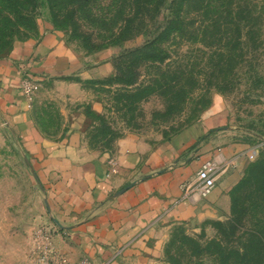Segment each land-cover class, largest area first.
I'll list each match as a JSON object with an SVG mask.
<instances>
[{"label": "rangeland", "instance_id": "1", "mask_svg": "<svg viewBox=\"0 0 264 264\" xmlns=\"http://www.w3.org/2000/svg\"><path fill=\"white\" fill-rule=\"evenodd\" d=\"M168 1L34 0L29 20L13 13L7 22L1 17L5 12H0V55L6 51V41L36 36L38 27L59 31L74 52L104 54L110 74L71 77L81 81L90 100L82 104L85 120L80 127L89 148L107 150L126 132L146 141L166 139L215 101L227 129L217 142L240 144L248 151L254 148L256 154L248 163L264 160V0H176L166 9ZM205 3L208 6L202 10ZM207 15L217 23L208 30L204 46L201 23ZM175 16L182 21L181 30L161 35L149 51V60L135 59L131 50ZM117 78L121 82H114ZM129 79L133 83L124 84ZM148 83L154 90L139 101L120 97ZM91 101L99 111L91 109ZM31 102L40 131L48 137L59 134L63 129L58 103ZM86 109L99 118L86 114ZM235 183L227 191V195L232 191L235 209H229L228 195L226 210L172 226L153 264H264L262 179L241 178L233 189ZM56 231L13 135L4 131L0 138V264H50L37 257L44 246L59 253L53 244ZM181 234L190 240H182ZM250 237L256 244L244 246ZM59 264H64V258Z\"/></svg>", "mask_w": 264, "mask_h": 264}, {"label": "crops", "instance_id": "2", "mask_svg": "<svg viewBox=\"0 0 264 264\" xmlns=\"http://www.w3.org/2000/svg\"><path fill=\"white\" fill-rule=\"evenodd\" d=\"M110 73L104 54L74 52L48 28L12 40L0 56V138L4 131L13 135L57 228L53 244L64 264H153L172 226L227 209V191L249 162L251 149L217 142L227 129L215 101L166 139L126 132L107 150L89 148L80 127L82 104L90 100L71 77ZM26 76L39 85L29 98L20 90ZM43 99L58 103L63 130L54 137L45 136L32 116L31 100ZM90 107L99 111L95 102ZM207 159L224 167L212 190L184 196L183 183Z\"/></svg>", "mask_w": 264, "mask_h": 264}, {"label": "trees", "instance_id": "3", "mask_svg": "<svg viewBox=\"0 0 264 264\" xmlns=\"http://www.w3.org/2000/svg\"><path fill=\"white\" fill-rule=\"evenodd\" d=\"M198 1L200 3L202 0H198ZM33 2H34V0H0V12H5L1 16L2 19L7 21V22H10L11 19L9 17V14H13L14 13L16 17H22L24 19L29 20L28 16H30L29 12H30V8L33 6ZM136 2L137 1H135V5L134 6L139 8V5ZM174 2H176V0H169L166 3V7L165 8L166 9L171 8V6H173ZM179 4H180V1H179ZM207 6H208L207 3H205V5L202 8V10H205L207 8ZM21 12H24V13L21 14ZM173 18L174 19L166 20L165 24L162 26V28L160 30H158L156 32V34H154L151 39L145 41L140 46L135 47V48H133L131 50L132 53L135 54V59H138L140 57V58H143L145 60H149L150 57H151L149 55V51L152 50V49H155L157 41L160 40V38H162V37H160L161 35H164L166 37L170 32H173V31H178L179 32V30H181L180 23L182 21L180 19H178L177 16H175ZM216 23H217V21L212 19V17L211 18L208 17V15L202 21V23H201V30H202L201 31V33H202L201 34L202 35L201 40H202V42H204V43H202V44H204V46H207V45H205V41H203V40H205V38H206L205 36H207L208 30L212 26H214ZM175 24H177L176 27H174ZM11 42H12V40L6 41V44H7L6 45V51L9 48ZM75 80L81 83L80 80H78V79H75ZM111 81H113V80H111ZM87 82H91V81L87 80ZM114 82H121V81H120V79L117 78ZM131 83H133L132 79L124 81V84H127V85H130ZM153 90L154 89H152V87H151V85L149 83L148 84H143V85H140V86H137V87L133 88L131 91H125V92L121 93L120 97H122L123 99H127L130 102H137L140 99H142L144 96H146L147 94L151 93ZM85 112L88 115L96 116V115H93L92 112L89 111L88 109H86ZM96 118H99V117L96 116ZM245 173H247V175H246L247 177H249L250 175H253V176H255V179L256 178H258L260 180L262 179V183L264 185V160L263 159H259L258 161H255L253 163L252 162L248 163L245 166L242 175L236 181L235 186H234L233 189H235V187H237L241 183V178H244V179L246 178L247 179V177H244ZM228 195H229V198H230L229 209L233 210V209H235V207H234L233 197H231L232 196V191L231 190L228 193ZM181 239L182 240H190L184 234H181ZM253 239H254L253 237L247 238L246 244H244V246L251 247L255 243V240H253ZM235 252H236L235 253L236 255H240L241 254V253H238V251H235ZM254 254H255L254 256L258 255L257 253H254ZM244 255L245 254L242 253L240 258H242Z\"/></svg>", "mask_w": 264, "mask_h": 264}, {"label": "built area", "instance_id": "4", "mask_svg": "<svg viewBox=\"0 0 264 264\" xmlns=\"http://www.w3.org/2000/svg\"><path fill=\"white\" fill-rule=\"evenodd\" d=\"M38 82L26 76L22 79L20 84V90L22 94L29 98L32 93L38 88ZM256 154V150L253 148L247 153L249 159L253 158ZM224 170V167H217L213 160L207 159L202 161L196 169L193 178L190 181L183 183L182 190L186 197H204L213 188L217 176ZM41 263H47L49 260L50 264H59L63 262L62 256L56 251L52 250L49 246H44L43 251L37 257ZM76 264H87L82 259Z\"/></svg>", "mask_w": 264, "mask_h": 264}, {"label": "water", "instance_id": "5", "mask_svg": "<svg viewBox=\"0 0 264 264\" xmlns=\"http://www.w3.org/2000/svg\"><path fill=\"white\" fill-rule=\"evenodd\" d=\"M54 221V220H53ZM56 223V221H54Z\"/></svg>", "mask_w": 264, "mask_h": 264}]
</instances>
